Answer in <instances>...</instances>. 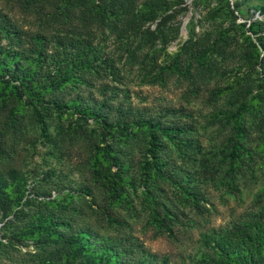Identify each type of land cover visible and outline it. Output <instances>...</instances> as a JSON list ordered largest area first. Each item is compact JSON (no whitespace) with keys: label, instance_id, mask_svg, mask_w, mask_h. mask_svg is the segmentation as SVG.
I'll use <instances>...</instances> for the list:
<instances>
[{"label":"trees","instance_id":"trees-1","mask_svg":"<svg viewBox=\"0 0 264 264\" xmlns=\"http://www.w3.org/2000/svg\"><path fill=\"white\" fill-rule=\"evenodd\" d=\"M18 1L25 10L35 11L42 28L26 30L0 9V111L9 110L6 120L0 117L1 156H9L5 137L10 128H16L18 106L33 109L47 139L53 120L60 124L71 120L79 127L93 124L99 134L88 137L89 171L109 205L101 206L92 198L86 207L98 209L110 223H117L112 208L123 203L130 207L132 191L141 187L143 208L150 213L149 222L156 235H173L176 218L159 195L160 184L169 182L173 186V198L180 206L198 209L200 195L190 172L184 167L178 169L170 154L174 151L184 163H197L194 157L202 153L201 143L193 137V127L182 120L186 116L182 109L166 108L160 115L125 109L119 97L120 93L128 97L119 86L122 74L111 56L92 47L85 27L96 21L118 28L127 15L137 12L134 23L124 27L139 38L136 51H146L157 40L166 45L170 42L167 25L176 20L178 13L165 12L152 30L146 25L159 18L158 9H172L166 0ZM234 1L232 4L223 0L222 7L215 9V19H220L222 26L215 45H222L226 59L227 48L243 42L246 50L240 53V60L257 65L261 71L259 84L246 81L239 88L236 85L213 91V102H218L224 93L232 95L228 103L234 110L229 120L234 128L231 150L223 158L224 165L229 162L222 180L230 193L237 192L235 172L243 163L242 151H246L245 118L261 115L264 110V0ZM255 15L260 18L255 19ZM240 18L245 22L238 23ZM210 48L193 35L169 68L191 79L195 78L194 68L199 69V75L212 72L216 65L210 61ZM235 53L236 50L232 55ZM145 58H150L149 66H157V58L150 54ZM139 139L144 140L145 152L137 169L134 157L125 149ZM31 177L13 169L0 172V258L35 247V254L18 260L25 261L23 264H169L168 259L159 260L146 252H140L137 258L133 245L100 237L85 223L77 226L78 219L88 217V213L75 206V199L93 197L89 186L66 192L63 182H50V172L42 179ZM31 179L35 180L30 184ZM201 243L198 264H264V217L222 232L203 234Z\"/></svg>","mask_w":264,"mask_h":264},{"label":"rangeland","instance_id":"rangeland-1","mask_svg":"<svg viewBox=\"0 0 264 264\" xmlns=\"http://www.w3.org/2000/svg\"><path fill=\"white\" fill-rule=\"evenodd\" d=\"M166 1L172 9L165 8L164 11L160 7L157 15L159 18L148 22L146 26L154 30L165 12L178 13L176 20L167 25L169 33L171 31L167 45L157 40L146 51H136L139 38L133 30L124 26L134 23L133 16L137 12L127 15L118 28L94 21L85 27V36L97 52L111 56L122 74L123 81L119 86L128 97L126 99L122 93L119 97L125 109L132 108L134 111L146 112L147 115L165 114L166 108L182 109L186 114L182 120L193 127V137L201 143L202 153L194 157L197 163H184L176 152L170 154L178 169L184 167L190 172L189 176L194 180L200 195V207L180 206L173 198V186L169 182L160 184L159 195L176 218L173 235H156V230L149 222L150 213L143 208L141 187H137L136 192L132 191L130 207L123 203L120 207L112 208L117 223H110L98 209L92 211L86 207L87 200L92 198L101 206L109 205L105 192L96 188L89 171L91 147L88 137L93 138L99 134L98 127L93 124L79 127L73 125L71 120L62 124L53 120L49 123L51 136L47 139L35 120L33 109L18 106L16 128H10L5 137V149L9 150V156L3 158L0 154V172L6 173L13 169L36 180L50 172V182H63L64 189L68 190L66 192L89 186L94 191L93 197L75 199V206L86 209L88 213V217L78 219L77 226L85 223L100 237L120 240L126 246L133 245L138 251L135 255L137 258L140 252H146L159 260L168 259L169 264H198L203 234L222 232L264 217V110L261 115L245 118L248 138L243 144L246 151H242L243 163L235 172L237 192L230 193L222 180L229 162L224 165L223 158L231 150L230 140L234 128L229 120V114L234 110L228 103L232 95L224 93L218 102L212 99L213 91L217 88L236 85L239 88L246 81L259 84L261 70L257 65L250 66L240 60V53L246 50L243 42L228 47L226 59L223 58L222 45H215L222 26L220 19H215L214 12L222 7L223 0ZM230 1L232 4L235 2ZM0 9L26 30L35 32L42 28L35 11L25 10L18 0H0ZM255 16V19L260 18ZM243 22L244 19L238 20V23ZM193 35L212 47L209 49V58L216 66L212 72L200 75L199 69L194 68L192 74L195 78L191 79L190 76H181L169 66ZM235 50V55H232ZM148 54L157 58L155 68L149 66L150 58H145ZM91 90L87 89V92ZM8 113L9 110H2L0 117L6 120ZM125 152L134 157L138 169L137 163L145 152L144 140L139 139ZM35 179H31L30 184ZM1 228L0 223V231ZM35 253V247L24 248L14 256L0 258V264H23L25 261H19L18 258H26V255Z\"/></svg>","mask_w":264,"mask_h":264}]
</instances>
